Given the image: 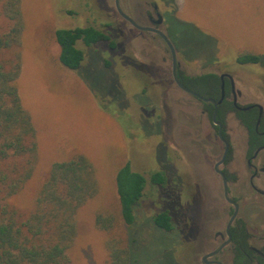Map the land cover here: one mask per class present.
Instances as JSON below:
<instances>
[{"label": "rangeland", "instance_id": "374dc122", "mask_svg": "<svg viewBox=\"0 0 264 264\" xmlns=\"http://www.w3.org/2000/svg\"><path fill=\"white\" fill-rule=\"evenodd\" d=\"M156 2L184 75L230 74L242 93L240 104H264V0ZM22 7L25 30L18 86L36 131L38 152L33 177L13 205L22 217L28 216L51 166L83 156L92 164L98 192L77 212L79 234L69 252L73 264H111L107 245L113 238L128 248L129 264H199L196 233L201 219L206 230H212L217 219L226 222L230 215V206L218 198L222 185L213 169L224 147L203 115L202 103L171 81L167 46L126 25L115 0H22ZM12 25L0 5V32ZM89 27L111 36L116 48L79 41L85 60L81 68L70 70L60 61L55 34ZM245 52L259 55L261 63L239 64ZM198 85L215 93L214 87ZM226 121L234 161L224 168L239 177L229 185L231 196L241 201L242 215L259 221L264 199L250 186L245 134L233 116ZM127 163L148 179L129 227L121 219L116 184ZM155 172L165 175L164 185H153ZM162 213L171 215L172 232L156 223ZM98 214L115 218L111 232L96 226Z\"/></svg>", "mask_w": 264, "mask_h": 264}, {"label": "trees", "instance_id": "16d2710c", "mask_svg": "<svg viewBox=\"0 0 264 264\" xmlns=\"http://www.w3.org/2000/svg\"><path fill=\"white\" fill-rule=\"evenodd\" d=\"M0 5L2 14L13 23L8 32H0V54H10L0 58V264H73L69 252L79 234L77 212L98 192L94 170L83 156L56 162L28 216L22 217L13 205L16 196L33 177L38 142L18 86L25 30L22 0H0ZM55 35L61 46L60 61L70 70H78L85 60L84 52L77 47L79 41L89 47L106 42L116 48L111 36L92 27L62 29ZM238 63L259 64L261 57L245 52L238 57ZM182 81L206 97L220 93V77L216 74L183 77ZM198 83L214 87L215 93ZM248 127L253 135V126L248 124ZM165 181L161 172L151 175L153 185L161 186ZM116 184L121 219L129 227L135 221V208L144 197L148 179L127 163L119 170ZM156 223L168 231L174 228L169 213L158 215ZM96 226L111 232L115 218L98 214ZM107 247L111 264H129V250L121 241L110 239Z\"/></svg>", "mask_w": 264, "mask_h": 264}, {"label": "flooded vegetation", "instance_id": "af4514ba", "mask_svg": "<svg viewBox=\"0 0 264 264\" xmlns=\"http://www.w3.org/2000/svg\"><path fill=\"white\" fill-rule=\"evenodd\" d=\"M120 3L123 12L133 20L129 21L123 18L115 4L117 14L122 18L126 25L132 27V30L140 36L144 38L149 36V38L156 42H161L167 46L169 50L168 52L172 58L171 81H173L176 87L184 92L189 98L202 103V113L203 115H207L210 119L211 126L217 132V137L224 147L222 157L214 164L213 169L218 176V184L222 185V193L221 190L217 191L218 198L222 199V202L227 205V207L230 206V210L228 211V214L230 215L226 222L217 219L216 224L212 225V230H206L207 223L201 219L199 229L196 233V253H200V255H196V259H199V264H264V214L259 221L252 220L247 214L242 215L241 201L237 198H232L229 186L232 182H238L239 177L236 173L231 174L230 169L227 170L224 168L226 166L230 167L234 161L233 146L231 143L232 138L228 133V124L226 121V118L233 116L238 124V129L245 134V158L246 167L250 174V186L257 194L263 196L261 199H264V104H240L239 101L242 97V93L237 90L236 82L235 85H233L228 76L222 78L223 74L217 75L220 77L221 86L220 93L216 97L203 96L199 92L188 87L193 92H196L206 99L215 100L217 103L223 99L222 103L217 106L212 102H206L196 95L180 88L173 76V56L171 49L163 36L159 34V32H162L169 38L165 16L160 12L156 0H120ZM178 54L179 53H177V71L180 81L184 84L182 81L183 77H199L189 76L187 74L184 75L181 69V63L178 60ZM217 123H220L221 126ZM248 124L253 126V135H251V130L248 127ZM215 151L218 152L217 146H214V152ZM225 152H227V156L217 170L216 165L222 160ZM225 180L230 199L236 202L239 206L238 214L232 222L231 220L235 212V206L231 204L226 197ZM160 199L166 201L165 197H161ZM160 199L157 201H161ZM139 206L140 205H138V207ZM262 206L264 208V200ZM261 212L264 213V209ZM172 224H175L173 219ZM252 224L257 227V229L252 230ZM173 230L169 231L172 232Z\"/></svg>", "mask_w": 264, "mask_h": 264}, {"label": "water", "instance_id": "95a60500", "mask_svg": "<svg viewBox=\"0 0 264 264\" xmlns=\"http://www.w3.org/2000/svg\"><path fill=\"white\" fill-rule=\"evenodd\" d=\"M115 4H116V7L118 9V11L120 12V14L123 16V18L129 20V21H133L131 20L122 10L121 8V3H120V0H116L115 1ZM159 34H161V36H163V38L165 39V41L167 42L169 48L171 49V52H172V56H173V76H174V79L176 81V83L179 85L180 88H182L183 90H185L186 92H189L193 95H196L197 97H199L200 99L206 101V102H212L214 103L216 106L220 103H222L223 99L219 101V103H217L215 100H209V99H206L205 97L197 94L196 92H193L192 90H190L188 87H186L179 79V76H178V62H177V52H176V49L174 47V45L172 44V42L169 40V38L162 32H159ZM225 76H228L231 80V83L233 85H235V80L233 78V76L229 75V74H223L222 75V78H224ZM219 126H221L220 123H217ZM227 156V152H225L224 154V157L222 158V160L216 165V169L218 170V167L219 165H221L223 163V161L225 160ZM225 190H226V197L228 199V201L233 204L235 206V212H234V215L232 217V220L231 222L235 219V217L237 216L238 214V211H239V206L236 202L232 201L229 197V192H228V187H227V183H226V180H225Z\"/></svg>", "mask_w": 264, "mask_h": 264}]
</instances>
